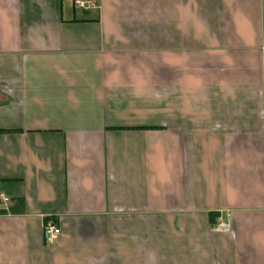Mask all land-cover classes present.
I'll return each mask as SVG.
<instances>
[{
  "label": "crops",
  "instance_id": "crops-1",
  "mask_svg": "<svg viewBox=\"0 0 264 264\" xmlns=\"http://www.w3.org/2000/svg\"><path fill=\"white\" fill-rule=\"evenodd\" d=\"M73 1L0 0V264H264V0Z\"/></svg>",
  "mask_w": 264,
  "mask_h": 264
},
{
  "label": "built area",
  "instance_id": "built-area-1",
  "mask_svg": "<svg viewBox=\"0 0 264 264\" xmlns=\"http://www.w3.org/2000/svg\"><path fill=\"white\" fill-rule=\"evenodd\" d=\"M73 5L76 9L88 10L94 6V3L91 0H74ZM8 202V198L0 194V207L2 204ZM229 229L227 223H218L215 227V231L226 232ZM60 235V229L57 225L54 224L52 220L47 219L42 225V237L46 244H53Z\"/></svg>",
  "mask_w": 264,
  "mask_h": 264
}]
</instances>
